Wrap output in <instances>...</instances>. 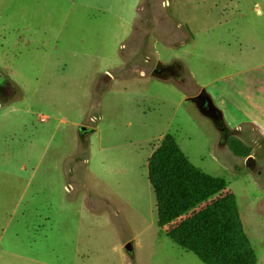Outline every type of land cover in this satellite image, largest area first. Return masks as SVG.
Wrapping results in <instances>:
<instances>
[{"label":"rangeland","instance_id":"obj_1","mask_svg":"<svg viewBox=\"0 0 264 264\" xmlns=\"http://www.w3.org/2000/svg\"><path fill=\"white\" fill-rule=\"evenodd\" d=\"M167 133L222 189L160 227ZM226 195L264 264V0H0V264H204L166 233Z\"/></svg>","mask_w":264,"mask_h":264},{"label":"trees","instance_id":"obj_2","mask_svg":"<svg viewBox=\"0 0 264 264\" xmlns=\"http://www.w3.org/2000/svg\"><path fill=\"white\" fill-rule=\"evenodd\" d=\"M147 170L156 198L160 227L195 209L201 201L222 189L217 180L194 173L169 133L164 135L150 156ZM166 234L204 264H256L257 261L237 219L236 202L231 195L195 211Z\"/></svg>","mask_w":264,"mask_h":264},{"label":"water","instance_id":"obj_3","mask_svg":"<svg viewBox=\"0 0 264 264\" xmlns=\"http://www.w3.org/2000/svg\"><path fill=\"white\" fill-rule=\"evenodd\" d=\"M175 67H178L177 63L162 64L158 62L156 68L152 72V75L161 79H166L170 75L175 76L176 71L169 70L170 68H175ZM189 100H191L195 104V106L197 107L200 113L204 114L205 116L213 120L220 130L225 129V127H223L222 112L214 105L210 95L208 94L205 88H202L197 95L189 97ZM81 128L82 130L85 129V127H81ZM130 248H131L130 243H127L126 249L130 250Z\"/></svg>","mask_w":264,"mask_h":264},{"label":"flooded vegetation","instance_id":"obj_4","mask_svg":"<svg viewBox=\"0 0 264 264\" xmlns=\"http://www.w3.org/2000/svg\"><path fill=\"white\" fill-rule=\"evenodd\" d=\"M169 70H170V71H171V70H175V71H176V76L178 75V67L170 68Z\"/></svg>","mask_w":264,"mask_h":264},{"label":"crops","instance_id":"obj_5","mask_svg":"<svg viewBox=\"0 0 264 264\" xmlns=\"http://www.w3.org/2000/svg\"><path fill=\"white\" fill-rule=\"evenodd\" d=\"M223 116V115H222ZM150 183V182H149ZM153 189V188H152Z\"/></svg>","mask_w":264,"mask_h":264}]
</instances>
